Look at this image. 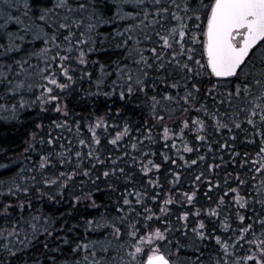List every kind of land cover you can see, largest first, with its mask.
Returning <instances> with one entry per match:
<instances>
[{"label": "snow or ice", "instance_id": "1", "mask_svg": "<svg viewBox=\"0 0 264 264\" xmlns=\"http://www.w3.org/2000/svg\"><path fill=\"white\" fill-rule=\"evenodd\" d=\"M0 123V264H264V0H0Z\"/></svg>", "mask_w": 264, "mask_h": 264}, {"label": "trees", "instance_id": "2", "mask_svg": "<svg viewBox=\"0 0 264 264\" xmlns=\"http://www.w3.org/2000/svg\"><path fill=\"white\" fill-rule=\"evenodd\" d=\"M107 32L108 29H101V35L97 38V51L90 54V60H99L101 63H104L106 61L111 62L112 60H115L117 58L113 45L108 41H105V35L107 34ZM101 42H103V45H101ZM111 70H115L114 64L112 65ZM95 71L98 73V68L95 69ZM112 79H115V76L108 78L109 84L111 83ZM83 87H89L87 81L83 83ZM77 111H79V108H77ZM34 115V111H29L24 113V118L26 120H31ZM137 118H139V114ZM83 131L86 133V128H84ZM30 132L31 129L28 128L27 125L21 126L19 124L13 125L0 123V136H3V143H0V147L9 148V154L11 155L12 153H15L23 162L24 166H27L29 163H31V161L29 160H24V156L27 155L25 153V148L27 147L25 141L28 138V135H30ZM64 135L70 136L69 133H64ZM241 136H243V133H241ZM248 147L251 148L252 146L249 145ZM31 155L33 158L35 157V153H32ZM18 171L19 169L16 166H13L12 170L3 175H0V181L9 179L10 177L14 176Z\"/></svg>", "mask_w": 264, "mask_h": 264}]
</instances>
